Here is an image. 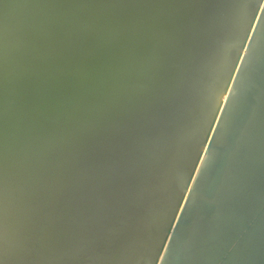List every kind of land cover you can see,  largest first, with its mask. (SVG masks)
<instances>
[{"label":"bare ground","instance_id":"obj_1","mask_svg":"<svg viewBox=\"0 0 264 264\" xmlns=\"http://www.w3.org/2000/svg\"><path fill=\"white\" fill-rule=\"evenodd\" d=\"M241 2L11 0L5 264H264V13Z\"/></svg>","mask_w":264,"mask_h":264},{"label":"snow or ice","instance_id":"obj_2","mask_svg":"<svg viewBox=\"0 0 264 264\" xmlns=\"http://www.w3.org/2000/svg\"><path fill=\"white\" fill-rule=\"evenodd\" d=\"M11 0H0V52H2V47L4 43V37H5V23L7 20V8L10 4ZM259 7L260 11L264 13V0H261L260 4L256 5V8ZM247 8V5H244L241 0H223L222 6H220L217 10H239V9H245ZM261 16H256L255 18L257 20H260ZM253 31H255L254 26ZM240 37L244 39L243 32L241 31L239 33ZM251 39V38H249ZM223 48L227 49L228 45L224 44L221 45ZM245 51L248 52V48H245ZM243 60V57H241ZM235 65H232L230 63L219 65L216 69V71L219 73V75H222L224 79H228V68H232ZM239 71V69H238ZM223 85H221L219 88H209L208 90V105L211 106L212 110H215V108L218 106L217 104H212V98L215 97L218 99V97L221 94ZM230 92H233L232 89H229ZM228 99L227 97L225 98ZM213 117H209L211 119ZM197 134V129L191 130L188 135L189 137H195ZM7 169L6 164L0 160V264H5V259L8 257H13L11 252V247L9 243V227H8V219H7ZM152 255L155 256L153 253ZM156 257V256H155ZM164 259V257H162Z\"/></svg>","mask_w":264,"mask_h":264}]
</instances>
